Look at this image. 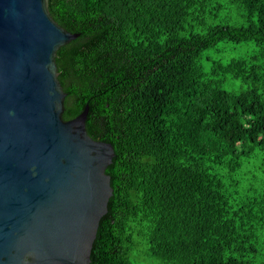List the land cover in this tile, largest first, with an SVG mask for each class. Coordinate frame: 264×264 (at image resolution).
I'll use <instances>...</instances> for the list:
<instances>
[{"label":"trees","instance_id":"16d2710c","mask_svg":"<svg viewBox=\"0 0 264 264\" xmlns=\"http://www.w3.org/2000/svg\"><path fill=\"white\" fill-rule=\"evenodd\" d=\"M47 10L79 33L54 58L62 117L87 104V134L114 152L90 264H264V0ZM220 41L244 51L204 65Z\"/></svg>","mask_w":264,"mask_h":264},{"label":"water","instance_id":"95a60500","mask_svg":"<svg viewBox=\"0 0 264 264\" xmlns=\"http://www.w3.org/2000/svg\"><path fill=\"white\" fill-rule=\"evenodd\" d=\"M79 33L47 0H0V264H90L112 194L110 143L63 119L56 50Z\"/></svg>","mask_w":264,"mask_h":264},{"label":"rangeland","instance_id":"374dc122","mask_svg":"<svg viewBox=\"0 0 264 264\" xmlns=\"http://www.w3.org/2000/svg\"><path fill=\"white\" fill-rule=\"evenodd\" d=\"M226 14L224 12H220L217 15V18L213 21V22H223L224 20H226L225 17ZM236 23L240 22V18L239 16L234 15ZM233 20H230V22H232ZM215 49H218V51H216ZM244 49L243 47L239 46L237 43H231V42H222L220 41L216 46L209 48L207 50H205L202 53V58L204 59V65H208L209 64V60L210 59H205V56L209 55L210 58H214V59H221V60H228L231 57H235L240 55L241 53H243ZM138 261L141 262V264H144V260L143 259H137Z\"/></svg>","mask_w":264,"mask_h":264}]
</instances>
